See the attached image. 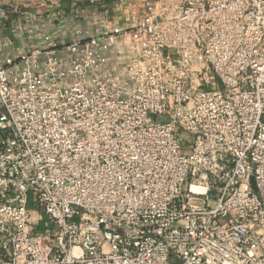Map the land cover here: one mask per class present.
<instances>
[{
  "label": "built area",
  "instance_id": "obj_1",
  "mask_svg": "<svg viewBox=\"0 0 264 264\" xmlns=\"http://www.w3.org/2000/svg\"><path fill=\"white\" fill-rule=\"evenodd\" d=\"M85 23L0 62V264H264V0Z\"/></svg>",
  "mask_w": 264,
  "mask_h": 264
},
{
  "label": "rangeland",
  "instance_id": "obj_2",
  "mask_svg": "<svg viewBox=\"0 0 264 264\" xmlns=\"http://www.w3.org/2000/svg\"><path fill=\"white\" fill-rule=\"evenodd\" d=\"M143 2L144 0H0V15L4 17L1 21L6 25L19 20L57 24L65 15L76 22L102 19L111 23L121 22L130 11L141 13ZM186 186L187 182L183 187L184 192Z\"/></svg>",
  "mask_w": 264,
  "mask_h": 264
},
{
  "label": "crops",
  "instance_id": "obj_3",
  "mask_svg": "<svg viewBox=\"0 0 264 264\" xmlns=\"http://www.w3.org/2000/svg\"><path fill=\"white\" fill-rule=\"evenodd\" d=\"M71 17H67V15L63 16V19L60 20L57 24L54 22H22L20 21H11L7 25L4 20V17L0 15V62L3 59L12 53V47L14 45L21 46L24 48H29L34 43H40L43 37L50 33L54 37L59 35L66 34V26L69 24ZM80 25H85L86 23H82V21L76 22ZM18 62H14L13 65L8 66L9 74H12L17 67Z\"/></svg>",
  "mask_w": 264,
  "mask_h": 264
}]
</instances>
